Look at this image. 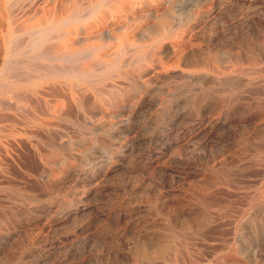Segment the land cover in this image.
<instances>
[{"label": "rangeland", "instance_id": "rangeland-1", "mask_svg": "<svg viewBox=\"0 0 264 264\" xmlns=\"http://www.w3.org/2000/svg\"><path fill=\"white\" fill-rule=\"evenodd\" d=\"M13 1L25 41L15 68L0 48L15 119L0 121V264H264V0ZM63 51L89 70L55 71Z\"/></svg>", "mask_w": 264, "mask_h": 264}, {"label": "bare ground", "instance_id": "bare-ground-1", "mask_svg": "<svg viewBox=\"0 0 264 264\" xmlns=\"http://www.w3.org/2000/svg\"><path fill=\"white\" fill-rule=\"evenodd\" d=\"M12 1H13V0H12ZM44 1H45V0H44ZM44 1H43V2H44ZM54 1H55V0H54ZM54 1H53V2H54ZM76 1H77V0H76ZM79 1H80V0H78V2H79ZM126 1H128V0H126ZM126 1H125V3H126ZM138 1H139V0H138ZM211 1H212V0H211ZM13 2H14V1H13ZM13 2H12V3H13ZM25 2H26V1H24V3H25ZM57 2H58V0H57ZM57 2H56V3H57ZM65 2H66V0H65ZM122 2H123V1H122ZM166 2H167V0H166ZM168 2H169V1H168ZM0 3H1V4H0V14H1V13L4 14V18H5V20H2V22H0V26H2V27H0V48H1V47L3 48V50H4V56L6 57V58H4V61H3V62H4V63H3V65H4V69H6V68L10 69V68L13 67V66H11L10 64H11L12 62H15L16 59H17V57H18V46L20 45V47H22V45H23V43H22V44H19L20 41H21V40H22V41H25V40L19 38L20 40L18 39V43H15V39H16V37H17V35H15V33H16V30H18V29L15 30V28H14V26H13V23H14V22L11 21V14H12V13H11V11H10L9 0H1ZM17 3H18V2H17ZM27 3H28V2H27ZM47 3H48V2H47ZM51 3H52V1L50 2V4H51ZM56 3H55V4H56ZM111 3H113V2H111ZM117 3H118V2H117ZM10 4H11V3H10ZM25 4H26V3H25ZM29 4H30V2H29ZM31 4H32V2H31ZM35 4H36V2H35ZM44 4H45V3H43V5H44ZM64 4H65V3H64ZM74 4H75V1H74ZM105 4H106V3H105ZM108 4H110V2H109ZM119 4H120V2H119ZM134 4H135V3H134ZM168 4H169V3H168ZM13 5H14V4H13ZM15 5H16V4H15ZM40 5H41V4H40ZM48 5H49V4H48ZM51 5H52V4H51ZM56 5H57V4H56ZM66 5H67V4H66ZM80 5H81V4H80ZM91 5H92V4H91ZM91 5H90V6H91ZM103 5H104V4H103ZM106 5H107V4H106ZM111 5H118V4H111ZM120 5H121V4H120ZM144 5H145V4H144ZM26 6H27V5H26ZM34 6H35V5H34ZM41 6H42V5H41ZM44 6H45V5H44ZM13 7H14V6H13ZM17 7H18V6H17ZM21 7H23V6H21ZM27 7H28V6H27ZM45 7H48V6L46 5ZM56 7H57V6H56ZM119 7H120V6H119ZM135 7H136V6H135ZM139 7H140V6H139ZM11 8H12V7H11ZM32 8H33V7H32ZM32 8H31V9H32ZM39 8H41V7H39ZM43 8H44V7H43ZM68 8H69V7H68ZM85 8H86V7H85ZM87 8H88V5H87ZM110 8H113V7H110ZM115 8H116V6H115ZM115 8H113V10H115ZM220 8H221V7H220ZM22 9H24V8H21V10H22ZM36 9H37V11H38V6L36 7ZM36 9H35V10H36ZM51 9H52V8H51ZM57 9H58V8H56V10H57ZM78 9H79V8H78ZM108 9H109V8H108ZM19 10H20V9H19ZM35 10H34V11H35ZM40 10H41V9H40ZM46 10H47V8H46ZM46 10H45V11H46ZM52 10H53V9H52ZM73 10L75 11V9H73ZM82 10H84V9H82ZM109 10H110V9H109ZM111 10H112V9H111ZM123 10H124V9H123ZM126 10H127V9H126ZM129 10H130V9H129ZM16 11H17V10H16ZM16 11H15V12H16ZM28 11L31 12V10H28ZM37 11H36V12H37ZM43 11H44V10H43ZM104 11H105V10H104ZM218 11H219V10H218ZM220 11H222V9H221ZM12 12H13V11H12ZM21 12H22V11H21ZM30 12H29V13H30ZM39 12H40V11H39ZM41 12H42V11H41ZM48 12H50V11L48 10ZM48 12H47V13H48ZM51 12H52V11H51ZM58 12H59V11H58ZM85 12H87V11H85ZM98 12H99V11H98ZM120 12H121V11H120ZM13 13H14V12H13ZM18 13H20V11H19ZM22 13H24V12H22ZM25 13L27 14V12H25ZM37 13H38V12H37ZM73 13H74V12H73ZM87 13H88V12H87ZM102 13H103V12H102ZM102 13H101V14H102ZM133 13H134V12H133ZM143 13H144V12H143ZM219 13H221V12H219ZM38 14H39V13H38ZM38 14H37V15H38ZM43 14H44V13H43ZM43 14H42V15H43ZM70 14H71V13H70ZM77 14H78V13H77ZM98 14H100V13H98ZM13 15H14V14H13ZM17 15H18V14H17ZM19 15H20V14H19ZM155 15H156V14H155ZM15 16H16V15H15ZM25 16H26V15H25ZM39 16H40V15H38V16L35 17V18H38ZM50 16H51V15L49 14L48 17H50ZM53 16H54V15H53ZM65 16H66V15H65ZM83 16H85V15H83ZM30 17H31V16H30ZM41 17H42V16H40L39 19H41ZM43 17H44V16H43ZM80 17H82V16L80 15ZM109 17H110V16H109ZM93 18H94V17H93ZM93 18H92V19H93ZM153 18H154V17H153ZM155 18H156V17H155ZM177 18H178V17H177ZM92 19H91V20H92ZM115 19H116V18H115ZM220 19H221V18H220ZM13 20H14V19H13ZM25 20H26V19H25ZM32 20H33V19H32ZM32 20H30V22H31ZM36 20H37V22L40 23V21H39L38 19H36ZM41 20H42V19H41ZM43 20H44V19H43ZM47 20H48V19H47ZM47 20H46V21H47ZM58 20H59V19H58ZM110 20H112V19H110ZM120 20H121V18H120ZM176 20H177V19H176ZM23 21H24V20H23ZM23 21L21 22V25H22ZM48 21H50V20H48ZM89 21H90V20H89ZM104 21H105V20H104ZM104 21H103V22H104ZM108 21H109V20H108ZM115 21H116V20H115ZM118 21H119V20H118ZM123 21H124V20H123ZM126 21H128V20H126ZM30 22H27V23H30ZM35 22H36V21H35ZM37 22H36V23H37ZM55 22H56V21H55ZM87 22H88V21H87ZM106 22H107V21H106ZM110 22H112V21H110ZM110 22H109V24H110ZM181 22H182V21H181ZM36 23H35V24H36ZM46 23H47V22H46ZM159 23H160V21H159ZM41 24H43V21H42ZM44 24H45V22H44ZM47 24H49V23H47ZM50 24H51V23H50ZM84 24H85V23H84ZM180 24H181V23H180ZM180 24H179V25H180ZM18 25H19V24H18ZM26 25H27V24H26ZM32 25L34 26V23H33ZM32 25H30V26H32ZM3 26H5V27L3 28ZM33 26H32V27H33ZM37 26H38V25H37ZM37 26H36V27H37ZM79 26H81V25H79ZM94 26H95V25H94ZM94 26H93V28H94ZM176 27H177V26H176ZM29 28H30V27H29ZM44 28H45V27H44ZM73 28H74V27H73ZM77 28H78V27H77ZM79 28H80V27H79ZM173 28H174V27H173ZM20 29H21V28H20ZM64 29H65V28H64ZM105 29H106V28H105ZM107 29H108V28H107ZM169 29H170V28H169ZM21 30L23 31V29H21ZM25 30H26V29H25ZM62 30H63V29H62ZM73 30H74V29H73ZM113 30H116V29L113 28ZM113 30H111L112 32H111V31H109V32L113 33ZM18 31H19V30H18ZM89 31H90V30H89ZM106 31H107V30H106ZM177 31H178V30H177ZM45 32H46V31H45ZM59 32H60V31H59ZM69 32H70V31H69ZM87 32H88V31H87ZM115 32H116V31H115ZM170 32H172V30H171ZM170 32H168V33H170ZM30 33H32V34L29 35V39H28V41H27V42L25 43V45H24V47L27 48V49L25 50V52H27V53H28V52L31 53V52H34L35 50H38V52H40V51H41V45L43 44L44 39H45V35H46V34L44 33V30H36V31H34V32H30ZM57 33H58V32H57ZM62 33H63V32H61V34H62ZM27 34H28V33H27ZM71 34H72V33H71ZM74 34H75V33H74ZM74 34H73V36H74ZM87 34H88V33H87ZM99 34H100V33H99ZM63 35H64V34H63ZM83 35H85V34H83ZM167 35H168V34H167ZM170 35H171V34H170ZM59 36H60V34H59ZM59 36H57V37H59ZM109 36H110V33H109ZM176 36H177V35H176ZM57 37H56V38H57ZM60 37H61V36H60ZM67 37H68V36H67ZM74 37H75V36H74ZM107 37H108V35H107ZM159 37H160V36H159ZM161 37H162V36H161ZM165 37H166V36H165ZM174 37H175V36H174ZM23 38H24V37H23ZM27 38H28V37H27ZM81 38H82V37H81ZM81 38H80V40H82L84 37H83L82 39H81ZM156 38H158V37H156ZM163 38H164V37H163ZM53 39H54V38H53ZM63 39H65V38H63ZM63 39H62V40H63ZM84 39H85V38H84ZM170 39H171V38H170ZM26 40H27V39H26ZM154 40H155V39H154ZM163 40H164V39H163ZM77 41H78V40H77ZM141 41H142V39H141ZM152 41H153V40H152ZM152 41H151V42H152ZM158 41H159V40H158ZM144 42H145V41H144ZM146 42H147V41H146ZM107 43H108V42H107ZM113 43H115V41H113ZM113 43H112V44H113ZM162 43H163V42H162ZM164 43H165V42H164ZM75 44H76V43H75ZM77 44H80V42H77ZM116 44H117V43H116ZM158 44H161V43H158ZM50 45L53 46V44H50ZM58 45H59V43H58ZM62 45H63V43H62ZM62 45H61V46H62ZM139 45H141V44H139ZM162 45H163V44H162ZM68 46H69V45H68ZM72 46H73V44H72ZM116 46H117V45H116ZM119 46H120V45H119ZM119 46H118V47H119ZM131 46H132V45H131ZM148 46H150V45H148ZM148 46H145V47H148ZM44 47H45V46H44ZM118 47H117V49H118ZM134 47H135V46H134ZM134 47H132V49H133ZM136 47H137V46H136ZM138 47H139V46H138ZM138 47H137V48H138ZM142 47H143V46H142ZM142 47H141V48H142ZM137 48H136V49H137ZM143 48H144V47H143ZM151 48H153V47H151ZM20 49H21V48H20ZM55 49H56V48H55ZM64 49H65V48H64ZM115 49H116V48H115ZM126 49H127V48H126ZM128 49H129V48H128ZM147 49H148V48H147ZM44 50H45V52H46V49H44ZM44 50H42V51H44ZM51 50H52V49H51ZM56 50H57V49H56ZM66 50H67V49H66ZM129 50H130V49H129ZM133 50H134V49H133ZM47 51H48V50H47ZM99 51H100V50H99ZM110 51H111V50H110ZM122 51H123V50H122ZM124 51H125V50H124ZM130 51H132V50H130ZM154 51H155V50H154ZM166 51H168V50H166ZM0 52H1V51H0ZM25 52H24V53H25ZM105 52H107V51H105ZM120 52H121V51H120ZM120 52H119V54L121 55ZM145 52H146V51H144V54H145ZM1 53H2V52H1ZM24 53L22 52V53H20V54H24ZM41 53H42V52H41ZM48 53H50V52H48ZM51 53H52V52H51ZM59 53H60V52H59ZM72 53H73V52H72ZM77 53H78V51H77ZM147 53H148V52H147ZM168 53H169V52H168ZM54 54H55V53H54ZM115 54H117V52H116ZM115 54H113V55H115ZM144 54H143V55H144ZM152 54H153V53H152ZM166 54H167V53H166ZM55 55H56V54H55ZM94 55H95V54H94ZM132 55H133V54H132ZM143 55H142V56H143ZM149 55H150V54H149ZM59 56H60L59 58L64 59V64H65V63L67 62V61L65 62V59H66V58H69V60H70V56H71V55H70L69 53H67L66 51H63V52H61V55H59ZM100 56H101V55H100ZM100 56H99L98 58H100ZM147 56H148V55H147ZM147 56H146V57H147ZM160 56H161V55H160ZM162 56H163V55H162ZM182 56H183V55H182ZM77 57H78V56H77ZM113 57H115V56H113ZM116 57H117V56H116ZM116 57H115V58H116ZM128 57H131V56H128ZM148 57H149V56H148ZM165 57H166V56H165ZM14 58H16V59L13 61ZM73 58H74V57H73ZM81 58H82V57H81ZM81 58H79V59H81ZM98 58H97V59H98ZM107 58H108V57H107ZM109 58H110V57H109ZM118 58H119V57H118ZM156 58H157V56H156ZM30 59H32V58H30ZM95 59H96V58H95ZM111 59H113V58H111ZM126 59H127V58H126ZM148 59H149V58H148ZM158 59H159V58H158ZM166 59H167V58H166ZM35 60H36V59H35ZM37 60H38V59H37ZM101 60H105V59H102V58H101ZM101 60H100V61H101ZM113 60H115V59H113ZM113 60H111V61H113ZM160 60H161V59H160ZM48 61H49V60H48ZM116 61H117V60H116ZM125 61H127V60H125ZM136 61H137V60H136ZM154 61H155V60H154ZM24 62H25V61H24ZM68 62H71V61H68ZM68 62H67V65H68ZM103 62H104V61H103ZM105 62H106V61H105ZM134 62H135V61H134ZM155 62H156V61H155ZM17 63H18V62H17ZM84 63H85V62H84ZM87 63L89 64V62H87ZM90 63H91V62H90ZM95 63H96V62H95ZM97 63H98V62H97ZM99 63H100V62H99ZM106 63H107V62H106ZM123 63L125 64V62H123ZM132 63H133V62H132ZM14 64H15V63H14ZM33 64H34V63H33ZM33 64H32V65H33ZM79 64H80V63H79ZM101 64H102V62H101ZM126 64H127V62H126ZM161 64H162V63H160V66H161ZM90 65H91V64H90ZM94 65L96 66L97 64H94ZM132 65H133V64H132ZM152 65H153V64H152ZM152 65H151V66H152ZM157 65H158V64H157ZM163 65H164V64H163ZM163 65H162V66H163ZM28 66H29V65H28ZM39 66H41V65H39ZM39 66H38V64H37V68H39ZM68 66H69V65H68ZM151 66H150V67H151ZM24 67H27V66H24ZM29 67H30V66H29ZM32 67H33V66H32ZM45 67H46V66H45ZM45 67H44V70H45ZM57 67H58V66H57ZM57 67H56V66H53V68H57ZM64 67H65V65H64L62 68H64ZM72 67H73V66L71 65V66H69L68 68H64V69H59V68H58V69H55V71H56V70H57V71L60 70V71H58L60 74H61V72H63V73H65V74H67V76H68V75H72V76H74L75 78H77L78 75H82L83 73H85V72H87V71L89 70V69L86 68V67H87L86 65H84V66H80V67L77 66L76 69H75V68H72ZM100 67H101V65H100ZM103 67L105 68L104 65H103ZM13 68H15V67H13ZM46 68H47V70H48L49 67H46ZM95 68L98 70L97 67H95ZM147 68H148V67H147ZM49 69H50V68H49ZM96 69H95V70H96ZM101 69H102V68H101ZM162 69H163V68H162ZM19 70H20V69H19ZM19 70H18V72L13 71V72H14V73H13L14 76L12 75V76H13L12 78H14V82H17L18 77H19L20 75H23V74H24L23 72H22V74H21V72H20V75H19V76H16L15 73H16V74H17V73L19 74ZM37 70H38V69H37ZM40 70H41V69H40ZM47 70H45V72H46ZM99 70H100V69H99ZM135 70H137V69H135ZM135 70H134V71H135ZM142 70H143V68H142ZM144 70H145V68H144ZM144 70H143V71H144ZM49 71H50V70H49ZM128 71H129V70H128ZM50 72H51V71H50ZM136 72H137V71H136ZM5 73H6V72H5ZM9 73H12V72L10 71ZM47 73H48V71H47ZM52 73H53V72H51V74H52ZM49 74H50V73H49ZM53 74H54V73H53ZM60 74H59V75H60ZM134 74H135V72H134ZM136 74H137V73H136ZM150 74H151V73H150ZM153 74H154V72H153ZM153 74H152V75H153ZM103 75H104V74H103ZM25 76H26V75H25ZM60 76H61V75H60ZM62 76H63V74H62ZM116 76H117V75H116ZM124 76H125V78H126L127 75L124 74ZM0 77H1V79H0V89H1V88H4V87H5V85H6L5 82H6V81H5V78H4L3 75H1ZM30 77H31V76H30ZM30 77H29V78H30ZM111 77H113V75H112ZM128 77H130V76H128ZM134 77L136 78V76H134ZM138 77H139V76H138ZM20 78H22V77H20ZM33 78H35V77H33ZM33 78H30V79L32 80ZM117 78H118V77H117ZM23 79H26V78L23 77ZM19 80H20V79H19ZM19 80H18V81H19ZM21 81L24 82L23 80H21ZM21 81H20V82H21ZM86 81H87V79H86ZM7 82H8V81H7ZM14 82H13V83H14ZM90 82H91V81H90ZM25 83H26V81H25ZM31 83H32V82H31ZM33 84H34V83H33ZM61 84H62V83H61ZM75 84H76V83H75ZM54 85H55V84H51L50 87H51V88L53 89V91L55 92V93L53 92L54 95H55V94L57 93L56 90H57L58 88H56V87L54 88ZM77 85H78V84H76V85L74 86V83H73V85H72V84H69L68 87H71V88H69V90L73 91V90H74L73 88H77ZM107 86H108V85H107ZM44 87H45V86H44ZM68 87H67V88H68ZM101 87H102V86H101ZM61 88H62V87H61ZM90 88H91V87H90ZM59 89H60V88H59ZM59 89H58V90H59ZM63 90H65V89H63ZM84 90H85V89H84ZM93 90H95V89H93ZM98 90H99V88H98ZM101 90H103V88H102ZM30 91H33V90H30ZM65 91H66V90H65ZM65 91H64V93H65ZM85 91H87V90H85ZM99 91H100V90H99ZM35 92H36V91H35ZM35 92H34V93H35ZM48 92H49V91H48ZM58 92H60V91H58ZM75 92H76V91H74V93H75ZM83 92H84V91H83ZM83 92H82V93H83ZM96 92H97V90H96ZM102 92H103V91H102ZM102 92H101V93H102ZM107 92H108V91H107ZM38 93L40 94V93H42V92H38ZM66 93L68 94V91H66ZM76 93H77V96H78V92H76ZM104 93H105V95L107 94L105 90H104L103 94H104ZM43 94H46V93H43ZM48 94H49V93H48ZM48 94H47V95H48ZM57 94H58V93H57ZM67 94H66V95H67ZM72 94H73V93H72ZM72 94H70V95H72ZM79 94H81V92H80ZM85 94H86V93H85ZM88 94H89V92H88ZM90 94H91V93H90ZM94 94H95V93H94ZM103 94H102V95H103ZM129 94H130V93H129ZM41 95H42V94H41ZM49 95H50V94H49ZM49 95H48V96H49ZM54 95H53V98L55 97ZM60 95H61V94L59 93V94H58V98L61 97V98H63V100L67 99V97L64 99V97H62V96H60ZM63 95H65V94H63ZM97 95H98V94H97ZM102 95H101V96H102ZM107 95H108V94H107ZM20 96H22V95H20ZM50 96H51V95H50ZM73 96H74V95H73ZM80 96H81V95H79V98L81 99ZM101 96H100V97H101ZM128 96H129V95H128ZM12 97H13V96H12ZM28 97H29V96H28ZM43 97H45V96H43ZM56 97H57V96H56ZM56 97H55V98H56ZM74 97H75V96H74ZM94 97H95V95H94ZM102 97L104 98V95H103ZM106 97H107V96H106ZM126 97H127V96H126ZM79 98H78V99H79ZM84 98H85V97H84ZM95 98H96V97H95ZM30 99H31V98H30ZM33 99H34V98H33ZM33 99H32V101H33ZM75 99H76V98H75ZM86 99H87V98H86ZM88 99H89V98H88ZM90 99H91V98H90ZM34 100H35V99H34ZM43 100H44V99H43ZM76 100H77V99H76ZM98 100H99V99H98ZM32 101L29 102V101L27 100V103L29 102V104L32 105ZM57 101H58V100H57ZM59 101H60V100H59ZM65 101H66V100H65ZM69 101H70V100H69ZM69 101H68V99H67L66 104H67V102H69ZM82 101H83V100H82ZM84 101L86 102V100H84ZM88 101H89V100H88ZM88 101H87V102H88ZM94 101H95V100H94ZM118 101H120V100H118ZM123 101H124V100H123ZM23 102H25V101H23ZM38 102H39V101H38ZM38 102H37V103H38ZM41 102H42V101H40V103H41ZM43 102H44V101H43ZM55 102H56V101H55ZM61 102H62V101H61ZM61 102H60V103L58 102V103L61 104ZM70 102H71V101H70ZM76 102H77V101H76ZM87 102H86V103H87ZM102 102H103V101H102ZM115 102H116V100H115ZM126 102H127V101H126ZM6 103H7V101H6ZM33 103H34V102H33ZM37 103L35 102V105H37ZM45 103H46V102H45ZM48 103H49V101H48ZM50 103H52V102H50ZM72 103H73V101H72ZM77 103H78V102H77ZM80 103H81V102H80ZM118 103H119V102H118ZM2 104H4V103H1V102H0V121L2 120V117H3V110H2V109L7 108V107H3L4 105H2ZM8 104L10 105L11 103H8ZM18 104H19V103H18ZM41 104H42V103H41ZM56 104H57V103H56ZM63 104H64V103H63ZM66 104H65V106H66ZM110 104H111V103H110ZM9 105H8V106H9ZM52 105H53V104H52ZM72 105H73V104H72ZM5 106H6V104H5ZM10 106L15 107V106H13L12 104H11ZM25 106H26V105H25ZM46 106H47V104H46ZM55 106H56V105H55ZM55 106H54V107H55ZM61 106H62V105H61ZM78 106H79V104H78ZM99 106H100V105H99ZM111 106H113V105H111ZM12 107H10V110H12ZM19 107H20V109H22L21 106H19ZM19 107H18V108H19ZM35 107H36V106H35ZM41 107H42V106H41ZM44 107H45V106H44ZM49 107H51V106H49ZM49 107H48V108H49ZM69 107H70V106H69ZM26 108H27V107H26ZM32 108H33V107H32ZM67 108H68V104H67ZM8 109H9V107H8ZM37 109H38V106H37ZM45 109H46V108H45ZM60 109L62 110V107H61ZM60 109H58V114L62 112ZM70 109H71V107L67 110V112H68ZM5 110H6V109H5ZM17 110H19V109H16V111H17ZM24 110H25V109H23V110H21V111H24ZM59 110H60L61 112H60ZM63 110H64V108H63ZM86 110H87V109H86ZM25 111H26V110H25ZM49 111H50V110H49ZM72 111H73V110H72ZM43 112H44V111H43ZM56 112H57V111H56ZM64 112H65V111H64ZM64 112H63V115H64ZM69 112H70V111H69ZM73 112H74V111H73ZM19 113H20V112H19ZM22 113H24V112H22ZM31 113H32V112H31ZM70 113H71V112H70ZM24 114H25V113H24ZM32 114H33V113H32ZM48 114H49V113H48ZM66 114H67V113H66ZM4 115H7V114H4ZM26 115H27V114H26ZM28 115H29V114H28ZM28 115H27V116H28ZM37 115H38V114H37ZM51 115H52V114H51ZM61 115H62V113H61ZM61 115H60V116H61ZM8 116H9V115H8ZM8 116H6V118L4 117L2 121L5 122L4 119H7ZM17 116H19V115H17ZM30 116H31V115H30ZM45 116L48 117L47 115H45ZM57 116H58V115H57ZM64 116H65V115H64ZM31 117H32V116H31ZM33 117H34V116H33ZM43 117H44V116H43ZM8 118H10V117H8ZM11 118H12V119H11ZM11 118H10L11 121H12V120H15V119H13V117H11ZM20 118H21V117H20ZM49 118H50V117H49ZM10 119H9V120H10ZM30 119L32 120V118H30ZM30 119H29V120H30ZM33 119H34V118H33ZM35 119H36V122H37L38 118L35 117ZM35 119H34V120H35ZM39 119H40V118H39ZM41 119H42V118H41ZM43 119H44V118H43ZM51 119H52V118H51ZM53 119H54V118H53ZM7 120H8V119H7ZM7 120H6V121H7ZM9 120H8V121H9ZM22 120H23V119H22ZM27 120H28V119H27ZM29 120H28V121H29ZM34 120H33V121H34ZM45 120H46V119H45ZM2 121H1V122H2ZM11 121H10V122H11ZM17 121H18V120H17ZM17 121H15V125H16V122H17ZM24 121H25V120H24ZM38 121H39V120H38ZM12 122H13V121H12ZM41 122H42V121H41ZM22 123H23V122H22ZM26 123H27V122H26ZM28 123H29V122H28ZM31 123H33V122H31ZM31 123H30V124H31ZM42 123H43V122H42ZM45 123H46V122H45ZM45 123H43V124H45ZM23 124H24V123H23ZM23 124H22V125H23ZM50 124H51V122H50ZM18 125H19V123H18ZM26 125H27V124H26ZM28 125H29V124H28ZM35 125H38V124H35ZM53 125H54V124L52 123V126H53ZM29 126H30V125H29ZM31 126L34 127L33 125H31ZM39 126H40V124H39ZM39 126H38V127H39ZM43 126H44V125H43ZM52 126H51V127H52ZM26 127H27V126H26ZM48 127H49V126H48ZM24 128H25V126H24ZM45 128H46V127H45ZM1 129H2V128H1ZM8 129H9V127H8ZM25 129H26V128H25ZM35 129H36V128H35ZM42 129H43V128H42ZM48 129H49V128H48ZM48 129H47L46 131H48ZM5 130H6V129H4V131H5ZM38 130H40V129H38ZM43 130H44V129H43ZM43 130H42V131H43ZM6 131H7V130H6ZM11 131H12V130H11ZM20 131H21V130H20ZM24 131H25V130H24ZM8 132H9V131H8ZM25 132H26V131H25ZM33 132H35V130H34ZM33 132H31V130H30V131L27 132V133H33ZM48 132H49V131H48ZM11 133H12V132H11ZM16 133H17V132H16ZM43 133H44V132H43ZM9 134H10V133H9ZM17 134H18V133H17ZM36 134H38V133H36ZM40 134H41V133H39V135H40ZM22 135H23V134H22ZM27 135H29V134H27ZM32 135H34V134H32ZM32 135H31V136H32ZM39 135H38V136H39ZM52 135H53V134H52ZM23 136H25V134H24ZM38 136L36 135V137H38ZM46 136H47V135H46ZM1 137H2V136H1ZM1 137H0V138H1ZM5 137H6V136H5ZM7 137H8V136H7ZM20 137H21V136H20ZM20 137H19V138H20ZM25 137H26V136H25ZM32 137H33V136H32ZM32 137H31V138H32ZM40 137H42V139H44L42 135H41ZM47 137H48V136H47ZM2 138H4V136H3ZM12 138H13V137H12ZM28 138H29V137H28ZM31 138H30V139H31ZM49 138H50V137H49ZM49 138H48V139H49ZM13 139H15V138H13ZM23 139H24V138H23ZM30 139H29V140H30ZM51 139H52V138H51ZM6 140H7V139H6ZM6 140H5V141H6ZM21 140H22V139H21ZM21 140H20V141H21ZM24 140H25V139H24ZM46 140H47V139H46ZM2 141H3V140H2ZM10 141H11V140H10ZM15 141H17V140H15ZM41 141H42V140H41ZM7 142H8V141H7ZM17 142H18V141H17ZM25 142H26V140H25ZM25 142H24L23 145H25ZM35 142H36V141H35ZM45 142H46V141H45ZM8 143H9V142H8ZM18 143H19V142H18ZM20 143H21V142H20ZM51 143H53V142L51 141ZM9 144H10V146H11V143H9ZM15 144H16V143H15ZM27 144H28V142H27ZM33 144H34V143H33ZM36 144L38 145V143H35L34 145H36ZM6 145H7V144H6ZM6 145H5V146H6ZM28 145H29V144H28ZM12 146H13V145H12ZM21 146H22V145H21ZM32 146H33V145H32ZM45 146H46V145H45ZM45 146H43V147H45ZM2 147H3V146H2ZM8 147H9V146H8ZM39 147H40V146H39ZM46 147H47V146H46ZM10 148H11V147H10ZM23 148H24V147H23ZM47 148H48V147H47ZM4 149H5V148H4ZM14 149H15V148H14ZM27 149H28V147H27ZM40 149H41V147H40ZM11 150H12V149H11ZM25 150H26V149H25ZM41 150H42V149H41ZM1 151H2V149L0 148V152H1ZM7 151H8V150H7ZM7 151H6V152H7ZM12 151H13V150H12ZM14 151H15V150H14ZM43 151H44V150H43ZM3 153H4V151H3ZM17 153H18V152H17ZM47 153H48V152H47ZM4 154H5V153H4ZM7 157H9V156H7ZM1 158H3V157L1 156ZM3 159H4V158H3ZM44 159H45V158H44ZM1 160H2V159H1ZM1 160H0V161H1ZM45 160H46V159H45ZM5 161H6V160H5ZM1 163H2V161H1ZM38 173H39V171H38ZM84 239H85V237H84ZM144 245H145V244H144ZM70 246H71V245H70ZM146 246L148 247L149 245H146ZM154 246H155V245H154ZM156 246H157V245H156ZM156 248H157V247H156ZM147 249H148V248H147ZM154 249H155V248H154ZM157 249H158V248H157ZM157 249H156V250H157ZM152 250H153V249H152ZM156 250H155V251H156ZM158 250H159V249H158ZM107 251H108V250H107ZM150 252H151V251H150ZM151 253H152V252H151ZM104 255H105V254H104ZM234 262H235V261H234ZM111 264H112V263H111ZM124 264H125V263H124ZM227 264H228V263H227ZM233 264H234V263H233Z\"/></svg>", "mask_w": 264, "mask_h": 264}]
</instances>
